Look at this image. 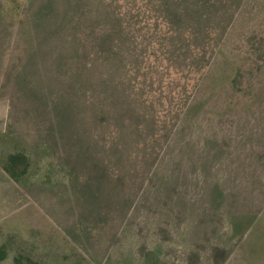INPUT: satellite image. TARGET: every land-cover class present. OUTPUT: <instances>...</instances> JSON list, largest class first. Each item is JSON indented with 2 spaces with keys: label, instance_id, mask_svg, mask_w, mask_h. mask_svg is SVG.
<instances>
[{
  "label": "rangeland",
  "instance_id": "374dc122",
  "mask_svg": "<svg viewBox=\"0 0 264 264\" xmlns=\"http://www.w3.org/2000/svg\"><path fill=\"white\" fill-rule=\"evenodd\" d=\"M8 130L0 264H264V0H0Z\"/></svg>",
  "mask_w": 264,
  "mask_h": 264
},
{
  "label": "trees",
  "instance_id": "16d2710c",
  "mask_svg": "<svg viewBox=\"0 0 264 264\" xmlns=\"http://www.w3.org/2000/svg\"><path fill=\"white\" fill-rule=\"evenodd\" d=\"M76 9H80V6H76ZM47 16H49V14L45 11L42 17ZM84 18H86V11L81 10V12L76 14V25L79 24V20ZM81 81V78H79L77 80L78 84ZM95 122L99 128L104 129L106 124L104 117L97 118ZM85 132L87 133V131ZM0 146V167L12 181L20 186H24L25 180L34 174L37 167L35 150L13 136L9 130L0 132Z\"/></svg>",
  "mask_w": 264,
  "mask_h": 264
}]
</instances>
